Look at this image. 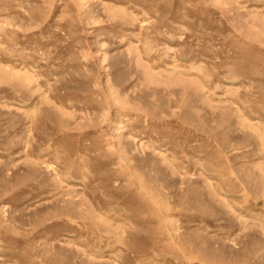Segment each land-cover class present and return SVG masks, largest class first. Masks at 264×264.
Instances as JSON below:
<instances>
[{
	"label": "rangeland",
	"instance_id": "1",
	"mask_svg": "<svg viewBox=\"0 0 264 264\" xmlns=\"http://www.w3.org/2000/svg\"><path fill=\"white\" fill-rule=\"evenodd\" d=\"M0 264H264V0H0Z\"/></svg>",
	"mask_w": 264,
	"mask_h": 264
}]
</instances>
